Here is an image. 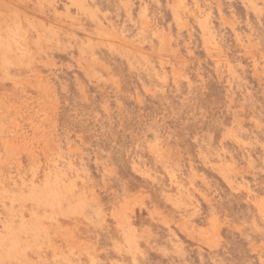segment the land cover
<instances>
[{
    "label": "rangeland",
    "instance_id": "1",
    "mask_svg": "<svg viewBox=\"0 0 264 264\" xmlns=\"http://www.w3.org/2000/svg\"><path fill=\"white\" fill-rule=\"evenodd\" d=\"M0 264H264V0H0Z\"/></svg>",
    "mask_w": 264,
    "mask_h": 264
}]
</instances>
